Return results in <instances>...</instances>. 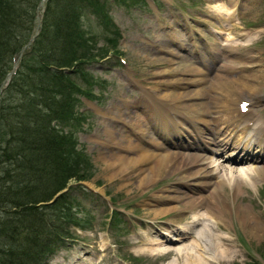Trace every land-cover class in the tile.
<instances>
[{
	"label": "rangeland",
	"instance_id": "374dc122",
	"mask_svg": "<svg viewBox=\"0 0 264 264\" xmlns=\"http://www.w3.org/2000/svg\"><path fill=\"white\" fill-rule=\"evenodd\" d=\"M215 1L224 2L226 7L233 10L230 15L220 14L224 18L223 21H220L219 15L211 5ZM105 2L106 0L104 4ZM143 5L144 7L125 8L115 4L114 0H108L105 4L122 33L115 44L118 45L116 48H119V54L115 53L114 44L108 41L112 34L110 32L102 34L103 25H99L91 16L82 17L85 28L95 34L101 33L95 40L94 52L89 53L106 54L98 55L100 57H97V61L84 66V70L97 80L98 85L87 89L95 95L94 98L88 99L80 94L76 110L83 114L86 122L79 132L70 129L69 133L76 134L79 147L86 151L94 166L83 182L71 184L70 192L75 198L73 201L71 199L73 208L70 216L73 219L68 221L69 224L66 226L68 236L61 239L59 245L49 254L42 255V262L168 264L177 257L175 252L167 254L153 252V249L163 247H155V244L148 241L154 237L161 240L166 238L165 232L170 234L169 239L175 241L176 237L181 236L178 234L184 232L183 242L177 244L199 242L198 252L209 250L208 253L214 254L216 248L207 249V246L209 243H216L215 240H220V249L223 252L218 258L221 259L216 260V263L209 261V264H264V230L261 236L251 235L253 232L250 230V227L256 224L255 221L264 227V180L261 178L255 182L256 187L244 185L237 194L225 188L226 191L220 193L223 195L222 202L232 209L225 212V217L218 222L207 221L208 226L204 228V234L198 237L206 216L202 217L200 223L190 232L192 211L184 207L181 199L173 202L174 204L165 200L163 195L168 193L163 189L165 186L174 185L178 187L179 198L195 195L204 197V201L209 202L211 198L208 199V196L215 189L223 170L212 176L210 185L190 184L192 181L186 177L182 180L187 184L183 185L180 183L179 173H169L165 170L153 180L147 178L148 183L145 186H138L140 176L135 173L134 167L111 176L112 171H116V166L107 164L105 159L108 153L122 154L120 151H123L126 154L125 149L116 147L110 139L121 140L119 138L129 129L131 122L138 120L143 125H149L151 114L144 106L143 93L147 91L144 87L153 85L157 90L161 85L166 86L176 77L188 76L189 74H184L183 70L187 71L191 66L197 72L202 70L210 78L220 73L223 77L232 79L236 74L224 68L235 64L238 65V72L242 73V78L248 77L250 80L251 74L255 71L253 69L255 66H251V63L264 68V0H146ZM179 22L184 25L178 24ZM21 29L22 27L16 32L17 36ZM190 31L202 39L198 50L190 48L188 41ZM230 32L238 35L231 38ZM173 36L176 42L172 39ZM163 48L173 50L172 54L161 50ZM158 55L165 58L160 63ZM172 58L175 64L172 61L167 64L166 60L170 62ZM187 60L191 62V66H185L188 64ZM243 65L245 67H242ZM169 66L175 68L165 72L170 75H160V70L164 71V68H170ZM172 75V79H167ZM84 77L80 75L79 78L83 88L87 86ZM85 79L89 80L87 77ZM257 81L260 86L254 98L257 101L254 108L260 109L263 114L260 120L264 122V77L258 78ZM209 85L206 80L201 86L205 90L200 91L204 94L201 101L207 106L212 100L221 103L217 94L208 89ZM201 87L199 89H202ZM166 89H171V86ZM184 90L186 89H182ZM194 91L198 93V90ZM235 107L237 108V103ZM209 113L210 116H215V113L210 111ZM170 115L171 118H182L181 126L188 129L185 116L176 112H171ZM210 116H205L208 121L198 123V126H210ZM153 124H156L155 121ZM67 129L64 128L66 131ZM154 130L157 131L154 127L149 129L148 126L150 137L163 143L164 148L183 153L187 151L185 147L174 143L177 135L173 136L174 139H171V136L161 137L154 134ZM201 132L202 136H209L208 133ZM187 135L188 139L183 138L182 141L200 143L196 136H191V132ZM128 136L133 141L137 135L129 129ZM213 158L219 162L215 156ZM180 159L183 162L188 161L185 156H181ZM177 192L172 194L176 195ZM237 205L240 208L236 213L233 207ZM170 206H176L177 209L153 217V212L160 207ZM203 209L202 206L194 208L200 212H204ZM250 215L254 216V220ZM76 220L84 226L79 225ZM226 238H230L232 244H222V240ZM171 247L174 246H166ZM225 255H229L230 258L223 259ZM177 258L178 263L185 259L184 256Z\"/></svg>",
	"mask_w": 264,
	"mask_h": 264
},
{
	"label": "trees",
	"instance_id": "16d2710c",
	"mask_svg": "<svg viewBox=\"0 0 264 264\" xmlns=\"http://www.w3.org/2000/svg\"><path fill=\"white\" fill-rule=\"evenodd\" d=\"M38 1L0 0V80L27 41ZM114 1L128 7L139 0ZM105 4L47 0L42 30L0 99V264H43L42 255L67 234L71 195L50 201L71 180H85L91 165L74 132L62 128L76 130L74 106L83 91L75 77L84 74L78 67L106 54L89 53L101 33L85 28L82 17L112 34L114 50L119 40Z\"/></svg>",
	"mask_w": 264,
	"mask_h": 264
},
{
	"label": "bare ground",
	"instance_id": "6f19581e",
	"mask_svg": "<svg viewBox=\"0 0 264 264\" xmlns=\"http://www.w3.org/2000/svg\"><path fill=\"white\" fill-rule=\"evenodd\" d=\"M212 6L216 12L221 14L230 15L233 12L230 10L228 11L221 2H215ZM218 17L221 21L222 18L220 15ZM236 35V33L232 34L231 32V38ZM189 37H191L190 34ZM172 39L176 41L175 36H173ZM194 41L195 40L192 39L190 42L193 49L198 45V42L196 44ZM161 50H165L171 54L173 51L169 48H163ZM159 58V63L162 59H165L162 56ZM171 61L175 64L173 58L170 59V62L166 60V63L169 64ZM185 66H191V64L188 63ZM251 66H255L256 68L255 64ZM169 67L170 68H164V71L160 70V75H170L165 72L172 71L175 68ZM191 67V69L189 68L187 71L183 70L184 74H189L188 76L176 77L174 80L169 81L166 86L161 85L157 90L153 85H149L148 87H144L147 91L143 93L145 97L144 106L151 114V119L148 122L149 129L154 127V129L159 131L162 137L171 136V139H174L173 136L177 135V138L174 139V143L181 147H185L187 151L183 153L164 148L163 143L157 142L150 137L146 124L143 125L140 121L135 120L131 122L133 126L130 124L129 129L132 130L135 135L143 138V140L131 141L130 136H128L129 129H127L123 136L119 138L121 140L116 141V139H110L112 141L111 143H114L116 147L125 149L126 154H124L123 151H120L122 154H119V152L108 153V157L105 159L107 164L116 166V171H112L111 176H116L118 172L121 173L130 167H134L135 173L140 176L137 184L138 186H145L148 183L147 178L153 180L165 170L169 173H179V178L181 179L180 183L183 185L187 184L186 181L182 180L185 177L189 181H192L190 184L210 185L212 176L220 170H223L221 177L217 180L215 189L208 196V199L211 198L209 202L204 201V197L195 195H185L179 198L180 194L177 192L178 187L174 185L167 186L163 189L164 192L168 193L167 195H163L165 200L171 201V204H174L176 200L181 199V203H183L184 207L192 211L193 220L189 225L190 232L195 225L200 223L202 217L206 216V220L203 222L204 226L199 230L197 235L201 237L204 234V228L208 226L207 221L218 222L225 217V212L227 213L232 209L222 202L223 195H220V193L226 191L225 188L237 194V192L242 189V186L256 187L255 182H258L260 178L264 180V122H260L255 115L259 113V110L250 112L248 108L245 113H241L239 109L234 108L237 92L240 95L249 94L255 97L260 86L257 79L264 77V69H262V67H257L254 73L251 74L250 80L248 77L242 78V75L238 72V65L235 64L224 68V70L226 69L236 74L232 79L227 76L223 77L220 73H216L214 77L210 78L206 74L205 76L202 70H198L197 72L193 66ZM172 77L173 75L167 79H172ZM161 78L163 81H166L163 77ZM206 80L210 84L208 89L213 90L217 94L221 103L212 102V100L210 105L207 106L200 100V98L204 96L200 91L203 90V92H205L201 86H203ZM169 86H171V89H166ZM200 87L202 89H199ZM182 89L186 90L182 91ZM194 90H198V93ZM161 91H163V93H161ZM192 91H194V93L190 94ZM209 111L217 114L215 116H210ZM171 112H176L185 116L184 120L193 126L194 123H206L208 120L205 119V116H210L215 127L213 130L208 128L211 135L205 140L200 130H188L187 128H183V126H181V123H183L182 118H171ZM152 115L156 116L153 118ZM154 121L157 125L153 124ZM184 130L191 132V136H196L200 143L195 141L191 143L189 141H182L183 138L188 139L186 137L188 135L184 133ZM142 142H145L146 145H142ZM181 156H185V159H188V161L185 162L184 160L183 162L182 159H180ZM213 156L219 159L220 162H217ZM172 192H177V194L174 195ZM213 197L215 198L212 199ZM197 206H202L205 211L200 212L194 210ZM239 208L240 206L238 205L233 207L236 213ZM173 209H177V207H160L153 212V217H157ZM250 216L251 219L254 220V216ZM255 222L256 224L250 227L251 232H253L251 235L256 236L260 234L259 236H261V233L264 232L263 224L257 221ZM165 233L167 235L169 234L167 232ZM178 235L181 236L176 237L175 241L165 236L166 238L162 240L154 237V239H150L148 242L150 244H155V247H163V249H153V252L160 254L175 252V256H184L185 258L184 261L178 263V258L176 257L168 264H209V261L216 263V260L221 259L218 258L222 256L223 252L222 249H220V240H215L216 243H209L207 246V249L216 248L213 254V252L208 253L210 252L209 250L198 252L199 242L179 245L183 242L185 233L180 232ZM212 238L214 239V237H211V239ZM177 242L179 244H177ZM211 244L212 247H210ZM222 244L230 245L232 244V240H230V238L223 239ZM169 245L174 247L166 248V246ZM222 258H230V256L225 255Z\"/></svg>",
	"mask_w": 264,
	"mask_h": 264
}]
</instances>
